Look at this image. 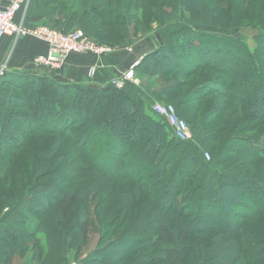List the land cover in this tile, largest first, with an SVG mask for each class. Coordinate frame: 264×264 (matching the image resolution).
<instances>
[{
  "label": "trees",
  "instance_id": "trees-1",
  "mask_svg": "<svg viewBox=\"0 0 264 264\" xmlns=\"http://www.w3.org/2000/svg\"><path fill=\"white\" fill-rule=\"evenodd\" d=\"M130 1L103 0L100 7L92 9L99 0H78L79 4L76 0H37L32 9L55 29L61 25L63 32H70L77 27L97 43L111 47H123L141 37L143 34L138 33L143 32H135L133 24L139 27L143 22L140 16H144L156 24L147 33L153 32L157 46L134 68L139 83H127L121 89L110 84L98 88L63 84L48 76L4 73L0 77V107L7 106L1 114L6 119V114L12 115L11 121H0V179L5 178L16 153L29 156L35 151V141L53 136L63 143L82 146L77 158L84 161L77 172L82 180H91L77 191L62 188L65 165L59 172V140L52 141L49 160L53 169L44 176L35 175L31 189L20 197L2 198L1 205L9 208L0 220V235L6 237L0 241V264H68L65 252L79 251L87 242L92 227L88 205L92 191L101 188L97 182L129 181L133 178L128 170L131 161L128 159L127 165L124 161L136 156L142 157V162L134 164L144 168L145 176L153 175V190L143 188V196L149 200L136 198L142 196L138 190L128 202L121 198L119 206L125 204L127 208L124 217L135 207L133 223L123 233H114L115 240L90 252L83 264H188L189 259L197 264H241L245 261L242 247L248 241L244 234L248 226L255 228L252 247L262 246L257 258H264V203L253 213L245 212L246 206L258 202L251 195L253 191H248L251 184L237 180L236 166L222 167L225 163L218 161L229 163L239 156L264 167L263 134H254L257 125H264V65L259 67L261 86L257 87L252 58V74L245 69L247 53L240 45L241 37L211 23L207 10L200 5L203 0H133V7ZM80 3L82 12L77 8ZM109 31L119 37L118 42L108 39ZM256 38L264 41V26ZM196 72L202 78L198 77L176 106L171 104L191 132L189 140L181 141L164 119L151 112L153 103L166 102L163 91L177 92V81H164L155 88L150 80L171 78L174 73L190 80ZM209 96L223 98L236 105L235 113L245 114L246 123L234 135L230 134L232 128L227 131L236 123L227 106L217 110L218 122L207 119L208 109L201 111ZM221 135L217 152L212 145H217ZM104 139L105 153L97 155L98 162L93 163L95 149ZM203 144L211 146V153L202 148ZM104 165L113 172H105ZM9 174L7 183L20 190V175L11 183ZM41 177L48 179L43 186ZM60 178L61 186L52 192L50 185ZM257 178L250 182L257 194H264V168ZM46 196L49 199L45 200ZM149 201L153 204L147 209L145 202ZM117 206L107 215L121 214ZM69 222L73 233L66 231L64 223ZM14 229H20L19 235H13ZM108 232L104 229L105 238ZM197 248L203 250L202 258ZM27 252L31 258L22 259Z\"/></svg>",
  "mask_w": 264,
  "mask_h": 264
},
{
  "label": "rangeland",
  "instance_id": "rangeland-1",
  "mask_svg": "<svg viewBox=\"0 0 264 264\" xmlns=\"http://www.w3.org/2000/svg\"><path fill=\"white\" fill-rule=\"evenodd\" d=\"M75 1V0H73ZM76 2L79 4L78 0ZM101 2L103 0H99L98 3H95V5L92 7V9H95L96 6L100 7ZM131 7H133L134 2L133 0L130 1ZM200 5H202V8L207 10V15L209 16V20L211 23L217 24L218 27H221L222 29H226V31L230 32L233 35H239L241 37V43L240 45L245 48L247 56V64L245 69L247 70L248 73L252 74L254 71V75L258 78V73H259V67L260 65H264V41H260L256 36H258L261 33V28L264 26V0H203L200 2ZM79 6V7H78ZM77 8L78 10H81L82 6L81 3L78 5ZM100 10V9H99ZM93 11V10H92ZM82 12V10H81ZM205 14V15H206ZM188 15V14H187ZM140 16V13H139ZM190 17V15H188ZM140 20L143 21L141 22L140 26L134 22V28L133 30L135 32H143V33H138L143 34L141 37H138V39H134L132 42L128 43L124 47H111L113 49H123V48H128V49H133L132 45L134 42L138 41L139 39H145L147 42L146 47L151 48L152 46L156 47V40L155 37L153 36L152 33H147V31L153 29L156 27V24H153L150 19H146L144 16H140ZM113 23V22H112ZM115 23V22H114ZM113 23V24H114ZM153 24V25H152ZM76 29H79L76 27ZM111 29V28H110ZM84 35H86L81 29H79ZM147 34H144V33ZM109 36L108 39L114 42H118L119 37H116L113 35L112 31H109ZM136 33V34H137ZM87 36V35H86ZM89 37V36H88ZM91 38V37H90ZM155 40V41H154ZM252 58V65H253V71L252 68L249 70L250 65V59ZM119 75V74H118ZM202 78L200 76V73L193 76V78L189 79H183L179 74L174 73L171 78L164 79L163 78H151L150 82L153 83V86L155 88L159 87V85H162L164 81H177L179 89H177V92H172V91H166L162 92L161 94L166 102H160L156 101L159 103H164V104H173L176 106L182 98V95L187 91V89L191 86H193V83L197 82ZM136 79V78H135ZM137 80V79H136ZM134 84L137 85L138 83H132L129 82V85ZM181 86H183L181 88ZM257 87L261 86V80L259 82V78L257 81ZM7 87V86H6ZM7 89H10L11 91H14L12 88L7 87ZM160 90V88L158 89ZM5 97V96H4ZM3 97V98H4ZM5 100V99H4ZM204 108L201 111H204L205 109H208L210 111L207 119H210V122H214V120H217V110H222L221 106L224 104L228 108V113L236 119V123H232V126L227 129V131H230L232 128V132L230 134L235 133V131L239 128V126H243L246 121V116L243 113L237 112L235 113L237 109L236 105L228 103L225 99L223 98H218V96H209L205 101H204ZM212 106H209L211 105ZM2 107V110H1ZM0 107V115L3 117L0 121H4V119L8 122L12 120V115L6 114L7 119L4 117L3 111H6L7 106L1 104ZM6 107V109H4ZM181 109L186 110V108L181 107ZM177 109L180 113L181 110ZM2 111V112H1ZM152 112V110H151ZM183 112V111H182ZM204 113V112H203ZM186 118H190L188 115H185ZM195 119H197V115H194ZM11 117V118H10ZM195 122V120L193 119ZM218 122V120H217ZM258 123L255 122V125ZM217 125V124H215ZM264 125L260 126L257 125L258 132H255V135H261L263 134L261 140L264 139ZM13 131V130H11ZM129 129L127 128V133H129ZM191 134V132H190ZM225 135V134H224ZM223 136L221 135V138L217 141V145H212V147H215L217 149V152L221 148V140ZM259 138V139H260ZM57 137H40L38 141H35V151L31 155L27 156L24 152H19L18 154L13 156L12 159H10L11 167L7 168V171H5V178L2 180L0 179V220L1 217L7 213L8 211V206L9 205H1L2 203V198L5 196L6 198L8 197H13L14 194H18V197L23 195L26 191L27 188L31 189L32 185V180L35 175H39L40 173L44 176L47 173H49L54 165H51V161L49 160L52 155L51 152V147H52V141L57 140ZM56 143H58V149H57V157L61 159V165H59L58 168H60L61 172V166L65 165L64 168H62L63 175L66 178L65 186H62V188L66 189H73V190H78L82 185H89L91 180L90 179H83L80 177V174L77 172L79 171L77 168L81 166V163H83L84 159H79L78 161L77 158V150L80 149L82 146H77L75 145H70L69 143H63L60 139H58ZM113 142V141H112ZM111 142V143H112ZM105 143L106 139H104V143L100 144V146H97L94 152V155L92 157V162H98V157L97 155L101 154L104 155L105 151ZM107 144V143H106ZM210 145L209 144H203V149H205L206 152L211 153L210 151ZM131 157V156H130ZM47 158V159H46ZM218 158V154H217ZM264 158V156H263ZM59 159V160H60ZM128 159H130L131 162H129L128 170L129 173L132 175L133 178H129L128 180H105L97 182V186H101L98 189H94L92 192V197L91 200L89 201V213L91 216V221H92V227L90 228V232L87 238V242L84 246L80 245L79 251H67L65 252V257L68 259V264L70 263H75V264H83L84 259L86 256L98 249L99 247H102L106 242L115 240L116 238H112L113 234L117 233H123L127 227H130L131 224L133 223L131 221L132 215H135V207L134 209L131 210L129 216L124 217V213L127 211L125 204H123L122 207L119 205V200L122 198H126V202H128V199L134 198L137 194V191H139V194L142 196H138L136 198H142L143 200L148 201L149 199L147 197L143 196V192L145 189L144 186H149L151 190H153V185H152V172H150V177L145 176L143 173H145L144 168L142 166H137L134 163L137 162H142V157L136 156V157H131L125 159V164L127 163ZM236 159V158H235ZM234 159V160H235ZM58 160V161H59ZM222 161L218 160L219 163H225L222 167L229 168L231 166H236V175H237V180L243 181V184L248 185V183L251 184L250 188L248 189L249 192L253 193L251 194L253 198H257L258 202L257 203H252L249 204L248 206L245 207V212L248 214L253 213L258 206L263 204V199L260 197L261 192L257 194V189L255 188L254 184L250 182V180H256L258 179L257 176L262 174L263 171V164L261 163H250L246 161L245 159H241L239 156L236 159V161ZM264 160V159H263ZM57 161V162H58ZM88 162V161H87ZM86 162V163H87ZM261 162V161H260ZM9 163V164H10ZM127 165V164H126ZM135 166V167H132ZM108 167V166H107ZM105 165L103 166V170L105 172H111L112 170L107 168ZM219 169V168H218ZM113 172V171H112ZM9 174L10 177V182L14 183L15 178H17L18 175H20V181H21V189L17 190L15 187L13 188L12 184L7 183V174ZM134 173V174H133ZM87 174V173H86ZM85 174V175H86ZM114 174V173H113ZM1 175V174H0ZM49 178V177H48ZM148 179V180H147ZM48 179L45 177H41L39 183L45 185L47 183ZM144 181H147L145 184ZM130 182L131 184H128ZM156 183V180L154 181V184ZM244 185V186H245ZM61 186V178L58 181V183L54 182L50 185V189L52 192ZM95 186V185H94ZM250 195V194H247ZM261 195H264L263 193ZM44 197V196H43ZM49 199L48 196H46L44 199L47 200ZM121 199V200H122ZM125 202V203H126ZM146 203V208L148 209L149 206L153 204V202L149 201ZM118 205V210L122 211L121 214L118 213L117 217L114 215L112 216L110 213V210L113 208V206ZM141 205V204H140ZM139 208L141 206H138ZM244 209V208H243ZM241 209L240 211L244 212V210ZM136 210L139 211V209L136 208ZM122 215V216H121ZM222 218V217H220ZM8 227H11L10 224H6ZM65 227L67 228L66 231H69L70 233H73L74 231L72 230V222L69 223H64ZM229 227H232V223L229 224ZM12 228V227H11ZM61 229V226H60ZM104 229L109 230L107 237H104L103 231ZM20 229H14L13 235H19L17 232ZM245 235L246 237L248 236V241H246V244L244 247H242V250L245 255V261L240 262L241 264H264V258H257L256 252L260 251L262 246H256L252 247V242H253V234L255 231L254 226H248L245 228ZM6 239V237L0 235V241ZM207 239V237H205ZM252 247V248H251ZM31 249V248H30ZM203 250L197 248V254L200 258L203 257ZM30 252H27L26 255L22 259H29L30 257ZM205 256V255H204ZM31 258V257H30ZM20 259L19 261L21 262ZM190 262L187 261L188 264L194 263L193 260L189 259ZM128 264V263H127ZM197 264V263H194ZM237 264V263H234Z\"/></svg>",
  "mask_w": 264,
  "mask_h": 264
},
{
  "label": "crops",
  "instance_id": "crops-1",
  "mask_svg": "<svg viewBox=\"0 0 264 264\" xmlns=\"http://www.w3.org/2000/svg\"><path fill=\"white\" fill-rule=\"evenodd\" d=\"M36 1L27 0L17 15L16 21L22 22L28 28L51 27L45 18L32 10L36 7ZM58 30L64 31L61 30V25ZM146 44L145 39H139L131 44L133 47L131 51H128V48L115 49L113 53L103 56L101 59H97L91 54L70 55L60 69L52 70L36 63L38 57L47 54L48 45L46 43L31 37L15 39L4 36L0 41V67L5 66V73L7 74L48 76L63 84H82L98 88L108 84L109 80L118 74H123L134 62H140L145 54L156 48L154 46L148 48ZM94 66H96V73L90 78L88 71ZM137 83H139L138 79Z\"/></svg>",
  "mask_w": 264,
  "mask_h": 264
},
{
  "label": "built area",
  "instance_id": "built-area-1",
  "mask_svg": "<svg viewBox=\"0 0 264 264\" xmlns=\"http://www.w3.org/2000/svg\"><path fill=\"white\" fill-rule=\"evenodd\" d=\"M26 1L0 0V41L4 36H10L15 39L19 37H31L46 43L48 45V52L45 56L36 59L37 64L52 70H58L64 65L65 60L70 55L91 54L97 59H101L103 56L114 52L115 49L97 43L79 30L63 32L47 26L28 28L22 22H17L16 17L23 9ZM131 50L128 49V51ZM138 63L139 61L134 62L123 74L111 78L108 84L121 89L129 82L137 83L133 71ZM5 69V66L0 67V77L5 73ZM95 73L96 66L89 69L88 76L91 78ZM151 110L152 113L166 121L177 139L181 141L190 139L191 135L188 124L178 116L173 105L155 102L152 104ZM204 157L206 160L210 159L208 153H205Z\"/></svg>",
  "mask_w": 264,
  "mask_h": 264
}]
</instances>
